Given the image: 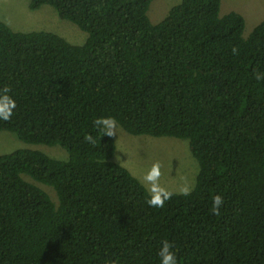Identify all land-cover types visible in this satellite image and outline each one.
Wrapping results in <instances>:
<instances>
[{
	"label": "trees",
	"instance_id": "trees-1",
	"mask_svg": "<svg viewBox=\"0 0 264 264\" xmlns=\"http://www.w3.org/2000/svg\"><path fill=\"white\" fill-rule=\"evenodd\" d=\"M152 1L29 0L84 31L81 44L0 21V87L17 104L0 131L67 153L0 154V264H159L162 239L178 264H264V80L253 76L264 19L244 36L221 0H180L152 23ZM105 115L132 135L187 140L199 165L191 195L149 206L114 161V136L93 127Z\"/></svg>",
	"mask_w": 264,
	"mask_h": 264
},
{
	"label": "rangeland",
	"instance_id": "rangeland-1",
	"mask_svg": "<svg viewBox=\"0 0 264 264\" xmlns=\"http://www.w3.org/2000/svg\"><path fill=\"white\" fill-rule=\"evenodd\" d=\"M180 0H153L148 10L152 23L160 21L169 8ZM230 11L240 13L244 18L243 35L247 36L253 27L264 19V0H221L220 15ZM0 21L16 31L46 30L55 32L73 44H81L86 33L74 23L62 19L49 5L30 9L29 0H0ZM116 149L114 161L130 170L135 177H140L153 163L161 165L160 183L175 190L184 181H196L199 171L197 160L192 155L187 140L175 137H153L132 135L119 125L114 136ZM19 148L43 151L50 157L65 159L64 149L44 144L25 143L9 131H0V154L9 153ZM57 202L53 189L39 184Z\"/></svg>",
	"mask_w": 264,
	"mask_h": 264
},
{
	"label": "clouds",
	"instance_id": "clouds-1",
	"mask_svg": "<svg viewBox=\"0 0 264 264\" xmlns=\"http://www.w3.org/2000/svg\"><path fill=\"white\" fill-rule=\"evenodd\" d=\"M233 54H238L236 47L232 48ZM253 76L257 81L264 80V72L254 71ZM11 88L8 85L0 87V120L9 121L14 115V110L17 107L14 97L10 94ZM93 127L101 137L107 136L109 138L117 135L118 121L114 116L105 115L98 116L93 120ZM84 140L89 144H95L96 139L87 134ZM161 165L156 162L143 173L142 176L137 177L139 182L146 187L148 198L146 203L154 208H162L166 201L170 200L174 195L189 196L195 190V182L184 181L177 189L170 190L160 183L161 179ZM224 203V198L220 194L212 196L210 211L213 215L219 216L221 214V207ZM173 243L167 239H162L160 242L157 255L159 257V264H178L177 257L173 251Z\"/></svg>",
	"mask_w": 264,
	"mask_h": 264
}]
</instances>
